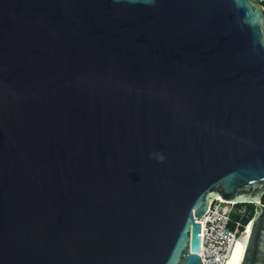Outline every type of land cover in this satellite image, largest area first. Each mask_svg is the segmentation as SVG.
<instances>
[{"label": "water", "instance_id": "1", "mask_svg": "<svg viewBox=\"0 0 264 264\" xmlns=\"http://www.w3.org/2000/svg\"><path fill=\"white\" fill-rule=\"evenodd\" d=\"M263 193L261 3L0 0V264H264Z\"/></svg>", "mask_w": 264, "mask_h": 264}, {"label": "built area", "instance_id": "2", "mask_svg": "<svg viewBox=\"0 0 264 264\" xmlns=\"http://www.w3.org/2000/svg\"><path fill=\"white\" fill-rule=\"evenodd\" d=\"M261 3L262 0H255ZM227 203L213 199L203 215L194 217L200 223V249L201 264H225L231 252L234 240L244 231L246 223H241L244 210ZM237 214L234 218L233 215Z\"/></svg>", "mask_w": 264, "mask_h": 264}, {"label": "trees", "instance_id": "3", "mask_svg": "<svg viewBox=\"0 0 264 264\" xmlns=\"http://www.w3.org/2000/svg\"><path fill=\"white\" fill-rule=\"evenodd\" d=\"M261 5L264 7V0H262ZM261 202L264 203V193L261 195ZM243 206L244 214L241 218V223L244 224L246 221L250 220V217L252 215L253 207L250 203H241V204H236V208ZM234 218L237 217V214L233 215Z\"/></svg>", "mask_w": 264, "mask_h": 264}, {"label": "clouds", "instance_id": "4", "mask_svg": "<svg viewBox=\"0 0 264 264\" xmlns=\"http://www.w3.org/2000/svg\"><path fill=\"white\" fill-rule=\"evenodd\" d=\"M154 155L156 158H158V160H160L161 162L163 161L164 157L162 154H152Z\"/></svg>", "mask_w": 264, "mask_h": 264}, {"label": "bare ground", "instance_id": "5", "mask_svg": "<svg viewBox=\"0 0 264 264\" xmlns=\"http://www.w3.org/2000/svg\"><path fill=\"white\" fill-rule=\"evenodd\" d=\"M248 224H249V223H248ZM248 224L246 225L245 229L247 228ZM229 261H231V252H230V255H229L228 259L226 260L225 264H226L227 262H229Z\"/></svg>", "mask_w": 264, "mask_h": 264}, {"label": "rangeland", "instance_id": "6", "mask_svg": "<svg viewBox=\"0 0 264 264\" xmlns=\"http://www.w3.org/2000/svg\"><path fill=\"white\" fill-rule=\"evenodd\" d=\"M235 206H236V205H235ZM241 207L243 208V206H240V208H241Z\"/></svg>", "mask_w": 264, "mask_h": 264}]
</instances>
